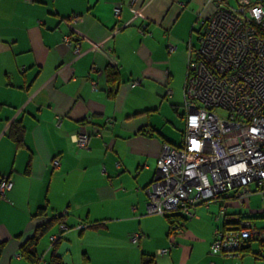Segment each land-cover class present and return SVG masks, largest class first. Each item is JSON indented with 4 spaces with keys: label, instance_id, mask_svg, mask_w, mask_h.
Returning a JSON list of instances; mask_svg holds the SVG:
<instances>
[{
    "label": "crops",
    "instance_id": "1",
    "mask_svg": "<svg viewBox=\"0 0 264 264\" xmlns=\"http://www.w3.org/2000/svg\"><path fill=\"white\" fill-rule=\"evenodd\" d=\"M213 10L207 0H0V177L11 182L0 198V264H29L19 246L57 214L67 225L56 248L63 264H142L149 256L152 264H230L210 244L226 212L264 219L263 210L245 209L252 195L228 202L220 216L219 207L215 214L199 203L194 217L173 230L166 220L165 230L144 191L164 143L183 141L188 43L198 19ZM68 34L81 41L80 55L63 40ZM92 42H102L116 67ZM108 66L117 81L107 80ZM16 121L23 125L19 147L9 134ZM80 131L90 134L83 149L73 141ZM52 235L58 229L37 246L42 264ZM67 237L83 240L76 262ZM252 238L239 264H264V242Z\"/></svg>",
    "mask_w": 264,
    "mask_h": 264
},
{
    "label": "built area",
    "instance_id": "2",
    "mask_svg": "<svg viewBox=\"0 0 264 264\" xmlns=\"http://www.w3.org/2000/svg\"><path fill=\"white\" fill-rule=\"evenodd\" d=\"M207 1L214 10L201 21L198 45L188 43L183 141L179 146L164 143L160 151L155 176L144 188L150 213L179 212L191 219L199 203L216 202L220 216L232 200L245 203L256 192L264 199V0H237L236 6L229 0ZM119 12L116 5L115 15ZM63 40L74 44L76 55L82 53L79 39L68 34ZM92 47L116 66L102 42ZM89 137L80 131L74 144L86 148ZM52 164L59 165L57 157ZM10 186L8 178L0 177V198ZM238 220L236 228H217L211 253L239 257L248 238L264 242V230L253 220ZM139 236L129 235L134 241Z\"/></svg>",
    "mask_w": 264,
    "mask_h": 264
},
{
    "label": "trees",
    "instance_id": "3",
    "mask_svg": "<svg viewBox=\"0 0 264 264\" xmlns=\"http://www.w3.org/2000/svg\"><path fill=\"white\" fill-rule=\"evenodd\" d=\"M209 2V1H208ZM212 3V2H210ZM213 4V3H212ZM199 35V32H198ZM198 39V36H197ZM193 46H195L194 44H192ZM116 67V66H114ZM106 78L107 80L110 82H114L118 80V71L117 69L113 68V67H107L106 69ZM109 94L111 96L115 95V87L112 84V87L110 88ZM22 133H23V125L21 124V121H16L11 130L9 131L10 137L12 138V140L15 142L16 146L19 147L21 145L22 142ZM44 213V209L40 208L37 212L38 214H43ZM235 215V217L233 216ZM166 220L168 221L169 224V228L171 230H173L175 227H179L181 224V221L184 222V220H186L187 218L184 217L183 215H181L179 212H170V213H166L163 215ZM256 216V215H255ZM255 216H250L247 214H241V213H229L226 212L224 214V218L222 220V225L220 226L221 228H236L239 224V219L242 218H257ZM238 217V218H236ZM63 220V215H54L52 216L50 219H48L45 222H42L38 225H36V227L34 228V231L31 235H29L28 237H25L23 242L21 243V245L19 246V254L20 256H22V258H24L29 264H42L41 263V259H39L38 257V252H37V246L38 243L40 242L41 238L46 236L56 225L59 226V237H57V239L55 240H51L53 241L51 246H50V256L47 260V264H63L61 257L58 255V253L56 252V248L57 245L60 241V239L62 238V234L64 229L61 228V224H65L64 222H62ZM66 225V224H65ZM177 225V226H176ZM176 229V228H175ZM257 239H259L258 237H256ZM253 240V238H248V243L246 245H244L240 250H239V256L241 255V253L246 250L248 248V246L250 245L249 242ZM260 240V239H259ZM5 245V241H0V256L2 253V250L4 248ZM261 246L264 247V244L261 243ZM264 250V248H263ZM154 262L153 258L149 257H145L143 258L142 264H152Z\"/></svg>",
    "mask_w": 264,
    "mask_h": 264
},
{
    "label": "rangeland",
    "instance_id": "4",
    "mask_svg": "<svg viewBox=\"0 0 264 264\" xmlns=\"http://www.w3.org/2000/svg\"><path fill=\"white\" fill-rule=\"evenodd\" d=\"M230 4L231 5H234V6H236L237 5V0H230ZM200 22H201V20L200 19H198V23H196V25H194V32L192 33V35H193V37H192V39H193V41H192V43L195 45V46H197L198 45V40H197V36H198V32H199V30H201L200 28H201V24H200ZM185 78V77H184ZM173 82H171L170 83V85L167 87V91L169 90V88H171V87H173ZM172 89V88H171ZM169 94H171V93H168V95ZM166 99H167V97H166ZM184 108V107H183ZM182 112H184V110L182 109ZM220 113H223V111H220ZM224 113H225V111H224ZM181 121H183V118L181 117V119H180ZM252 186V185H251ZM252 195V196H251ZM250 196V200L248 201V203H247V205H246V210H259V211H261V210H263L264 211V199L262 198V195L260 194V193H253V194H251ZM212 206V207H211ZM200 207V209H203L204 211H207V212H216V210L218 209V203H215V202H211L210 203V208H211V210H205L206 208V206H204V205H202V206H199ZM202 207V208H201ZM196 209V208H195ZM229 209H230V207H229ZM230 210H233V209H230ZM154 214H156V213H154ZM216 214V213H215ZM159 216L156 218V219H158V222H161V223H165V225H166V227H165V230H167V226H168V224H167V221H166V219L165 218H163V216L162 215H160V214H158ZM196 215V211L194 210V216ZM212 215H213V213H212ZM193 216V217H194ZM161 217V218H160ZM220 221H221V217H220V219H219ZM254 222L256 223H258L259 225L260 224H264V219H257V221L256 220H254ZM59 230V226L58 225H56L52 230ZM70 229H73V228H70ZM69 229V230H70ZM153 233H155V234H158V233H160V232H164V228L162 229H160V230H157V232H156V230H155V228L153 227L152 228V230H151ZM77 234V233H76ZM47 239H48V237H42L41 238V240H40V243H38V246L40 247L41 246V243L43 242V243H46V241H47ZM67 239H69L70 241H71V245H72V257H73V262H76V259L78 258V257H80L81 255V245L83 244V240H81V237H75V238H72V237H67ZM153 240H154V242L156 243V242H158L159 240H160V238H156V237H153ZM256 244V243H255ZM44 248V244L42 245V247H41V249H43ZM76 254H77V256L78 257H76ZM240 259H241V256L240 257H231V262H230V264H234V261H235V263L236 264H239L240 263ZM234 260V261H233ZM77 261H78V259H77ZM250 264H251V262H250ZM260 264H261V261H260Z\"/></svg>",
    "mask_w": 264,
    "mask_h": 264
}]
</instances>
